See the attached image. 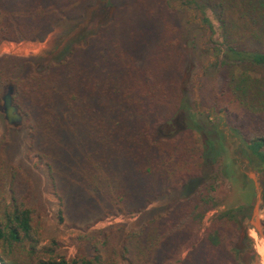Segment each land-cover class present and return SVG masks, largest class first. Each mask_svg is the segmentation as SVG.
<instances>
[{
  "label": "trees",
  "instance_id": "trees-1",
  "mask_svg": "<svg viewBox=\"0 0 264 264\" xmlns=\"http://www.w3.org/2000/svg\"><path fill=\"white\" fill-rule=\"evenodd\" d=\"M96 1L0 0V41L39 40ZM104 1L109 21L45 64L0 58L23 116L0 137V264H252L243 162L190 109L223 114L264 212V0ZM221 176L245 201L219 207Z\"/></svg>",
  "mask_w": 264,
  "mask_h": 264
},
{
  "label": "rangeland",
  "instance_id": "rangeland-1",
  "mask_svg": "<svg viewBox=\"0 0 264 264\" xmlns=\"http://www.w3.org/2000/svg\"><path fill=\"white\" fill-rule=\"evenodd\" d=\"M113 11L114 7L106 4L104 0H97L95 4L89 7L84 19L79 21L76 20L75 22H59L52 32L45 34L39 40L31 41L21 39L17 41H0V58H26L33 59L37 65L45 64L47 61L52 59V57L57 56L62 50L63 46L70 42V40L76 39L82 35H87L88 32L94 31L100 24L107 23L113 14ZM205 17L209 21V29L212 32V38L215 43L218 44L221 41L219 23L210 9L205 10ZM195 20L200 21L199 18H195ZM194 32L198 34L196 41L200 40V42H202V36H199L201 33L198 27L194 30ZM184 46L189 55L188 72H186L185 76L187 78L190 75L191 70H193L194 65H196L193 59L197 56V52L193 48V44L189 38L184 40ZM140 55L141 53H139V56ZM96 56L97 51L94 49L92 54H90L89 61H97ZM204 61L211 62L214 61V58L211 55H208L205 57ZM8 85L9 84L5 83L0 87V137L4 133L6 126L9 125L4 118L1 98L2 95L7 91ZM196 98H198L197 95H195V99ZM191 110L195 118L199 120L202 125L204 124L207 127H214L224 134L227 140L225 142L227 147V155L230 157H238L243 162L240 163L236 161V167L239 164V170L245 173L247 177L246 184L252 191V196L249 202L252 205L251 215L245 222L248 234L252 238L253 248L257 255L256 260L252 264H264V226L262 224L264 212L262 208V189L259 182V172L257 169L249 166L247 164V160L242 157L239 142L236 140V138L230 136L229 128L226 125L223 114H215L213 111L206 109L205 107H200L196 102L193 103V107L190 109V112ZM20 126L21 125L14 127L18 128ZM74 135L81 137V132L76 129L74 131ZM235 186L236 185H233L226 177L221 176L219 178L218 184L214 191L215 198L219 203V207H222L225 203L228 204L245 201V193L240 190L239 187ZM169 201H167L165 204H168ZM57 234L59 237L65 238V228H63V226H59L57 229Z\"/></svg>",
  "mask_w": 264,
  "mask_h": 264
},
{
  "label": "water",
  "instance_id": "water-1",
  "mask_svg": "<svg viewBox=\"0 0 264 264\" xmlns=\"http://www.w3.org/2000/svg\"><path fill=\"white\" fill-rule=\"evenodd\" d=\"M13 87L8 85L7 91L2 95V111L9 125L18 126L23 122V116L12 100Z\"/></svg>",
  "mask_w": 264,
  "mask_h": 264
}]
</instances>
